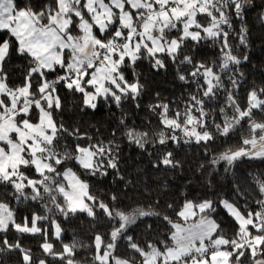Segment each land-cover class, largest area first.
Here are the masks:
<instances>
[{
	"label": "trees",
	"instance_id": "trees-1",
	"mask_svg": "<svg viewBox=\"0 0 264 264\" xmlns=\"http://www.w3.org/2000/svg\"><path fill=\"white\" fill-rule=\"evenodd\" d=\"M48 2L49 0H32L37 8ZM218 8L224 15H216ZM207 13L212 17L211 20L205 16L196 17V20L199 25L206 26L204 30L218 27L213 29L215 32L210 35L211 40L205 41L193 52L190 43L182 45L176 38L179 44L172 56L179 72L163 55L160 59L166 67L159 71L154 70L148 60L137 62L135 72L143 85L137 101L134 102L130 97L122 98L120 108H117L109 100L108 104L111 106L98 107L95 112L81 111V96L60 90L64 107L60 112L53 110L50 115L53 122H63L68 131L59 132L54 123L55 135L51 141L42 144L40 157L47 161L46 154L51 156L53 151L60 153L64 163L57 171L63 173L65 169H72L86 183L91 196V200L87 199V202L94 213V219L85 210L76 211L75 215L69 214L65 219L58 210L57 205L63 206L65 211L69 208L67 198L57 190V186L64 182L63 175L54 177L49 171L48 178L44 180L49 192L55 197L54 200L49 198L47 192H42L41 198L36 202L29 200L17 204L9 196L10 189L0 186V200L5 201L3 205L7 209L9 206L13 209V218L20 226L16 231L8 226L6 240L0 237V264H23L22 253L15 250L17 240L27 253L29 264H96L97 249L94 243L97 244L98 240L94 241V237L99 235L102 238L100 242H109L110 232L116 230L120 223L116 213L139 217V213L147 212L153 215L137 218L135 224L127 226V231L122 232L116 240L114 250L117 260L142 264L148 253H166L160 248L162 243L169 245L167 252L174 247L175 242L169 239V234H175V230L169 225L185 223L183 218L177 217V212L182 213L188 204L196 205L208 200L215 202L220 197H227L230 201L228 203L239 209L241 214L244 209L240 206L244 204L253 211L256 210L254 201L260 199V193L251 179L256 177L260 183H264V161L241 157L238 161L234 160L233 166H228L227 161L215 165L211 161L219 160L221 154L231 156L244 151L264 155V112H251L250 122L239 117L249 108V90L258 97L259 91L264 89V0H254L253 6L243 13L247 28V49L241 47L231 34V29H234L236 35H240V22L232 18L227 0L214 2ZM226 20L230 21L231 29L225 45L222 43V34L226 30ZM169 34L178 37L181 33ZM6 38V35L0 36V40ZM189 56V62L181 63ZM245 56L247 63H235V60H242ZM197 62H201L202 67L196 68ZM22 67L23 62L16 57L5 65L10 86H20L24 75ZM206 69L218 74L211 90L205 85L203 78V71ZM193 71L196 72L195 78L189 75ZM125 76L132 81L133 70L126 68ZM180 76H184L188 82H183ZM202 92H209L210 95L205 97ZM157 104L160 107H155ZM150 105L153 106L151 110ZM198 115L205 116L206 124L202 129L214 137L207 145L185 140L182 128L177 127V124L183 125L190 116ZM121 118L124 123L120 122ZM18 119L16 116L15 121L18 122ZM164 119L166 122H175V127L167 126ZM237 120L240 121L239 124L236 123ZM225 121L232 127L227 137H221L217 135L214 125H221L222 128L226 126ZM250 124L252 127L259 126L258 130L251 131ZM73 129H78L91 139L73 140L69 134ZM57 135L62 138L54 149L50 148L49 145ZM244 140L249 141V144L244 145ZM77 143L81 145L79 153L75 151ZM253 143L256 146L255 152L252 150ZM83 150H89L92 154L93 163L90 168L82 169L74 162L73 158L82 155ZM110 158L118 171L109 167ZM162 161L166 164L162 165ZM48 164L50 168L53 167ZM226 167L228 171H225ZM96 168L107 172V175L88 174V171ZM21 171L34 180L40 179L31 168H21ZM234 185L237 186L236 189ZM112 196H115V200L111 199ZM101 203L111 210V220L100 210ZM33 213L37 217L35 226L31 222L23 225L24 217L28 216L30 220ZM242 215L245 217V214ZM208 216L217 224L214 237L227 240L230 252L236 241H243L245 233L241 225L239 224L238 231L237 224L224 209L218 208L214 216ZM249 226L250 224L247 230L251 237H264V230L256 233L250 231ZM257 226L264 228V211L261 212ZM125 236L132 237L139 251L130 248ZM149 242L152 245L151 251L147 247ZM249 244L246 241L241 250L229 254L230 264H252L249 252L257 257L256 260L260 259ZM52 254L63 256L64 259L54 260Z\"/></svg>",
	"mask_w": 264,
	"mask_h": 264
},
{
	"label": "snow or ice",
	"instance_id": "snow-or-ice-1",
	"mask_svg": "<svg viewBox=\"0 0 264 264\" xmlns=\"http://www.w3.org/2000/svg\"><path fill=\"white\" fill-rule=\"evenodd\" d=\"M254 0H241L240 3L237 0H227L230 5V13L232 18H235L240 22V35H236L235 30L231 29L230 21L225 22V31L222 34V43L227 44V38L229 36V29L231 34L237 40V43L248 48L246 35V20L243 18V13L253 6ZM148 3L152 5L153 11H158L160 5L158 0H148ZM119 6L117 0H49L48 3L42 4L37 8L32 0H0V36H7L6 39L0 40V113H5L8 110L15 108V115L18 119V127H22L23 124L28 121L34 124H39L41 112L46 111L49 114L53 112H60L64 107L60 95V90L63 89L66 92L72 94H79L82 98L81 111L91 110L95 112L98 107L111 106L108 101L111 100V104L120 108L122 98L130 97L134 102L141 96L143 91V85L139 81V77L135 72V65L140 60H148L154 70L159 71L164 69L166 65L160 59V56H166L170 60L174 67H176L175 58L171 53L164 51L163 53H153L152 39L145 40L143 34L144 22L148 19V9L141 7L136 8L132 5L131 0H120ZM169 5L175 6V0H168L165 5V11H168ZM111 12L112 15L108 13ZM127 13L131 16L133 24L132 26H126L123 23L122 13ZM239 13V14H238ZM99 15L103 19V24L96 21V16ZM197 17L205 16L209 20L212 19L207 12H199L196 14ZM217 16H222V11L216 12ZM75 18V19H74ZM84 25L88 26L91 32V40L88 39ZM133 27L136 28V35L133 39ZM206 26H200L199 22L191 26L189 31H197L200 33V37L196 38L193 36H184L182 27L165 26L163 28L164 37H161V43L165 42V37L168 32H180L181 34L177 39L183 45L184 43H190L192 45V51L195 52L205 41L211 40L212 37L205 35L204 28ZM154 36H160V28L154 27L152 29ZM99 33V35L97 34ZM172 41H168L171 43ZM115 44L117 47L109 49L107 45ZM131 45L135 50L137 45H143L139 48L135 57L131 54H124V45ZM13 57L19 58L23 62L21 71L23 72V79L20 86H10L8 83V73L5 71V65ZM235 59V58H234ZM191 60V57H185L181 63H186ZM111 61L115 65V70L109 75L104 73L103 77L98 79V73H100L102 67H107L108 62ZM236 64L247 63V56L242 60H235ZM196 68L202 67L201 62H197ZM129 68L133 70V80L129 81L125 76V69ZM176 71L179 72V68L176 67ZM190 76L195 78L196 72L189 73ZM240 75H243L242 73ZM49 77H54L50 79ZM180 79L187 83V79L184 76H180ZM193 82L195 80L193 79ZM234 83V82H233ZM205 85L207 82L205 81ZM103 88L105 91H100ZM21 90H26L27 95H20ZM239 85H237V91ZM251 93L249 90V108L241 113V118L245 121H251V112H264V89L259 91L258 99L259 104L256 107L251 106ZM203 96L208 97L209 92H202ZM13 95L16 96L17 103L13 104ZM158 95V94H157ZM91 96L94 103H89L88 97ZM194 99V98H191ZM227 100V98H226ZM51 101V102H50ZM136 107H139L138 103H135ZM150 110L152 105L149 106ZM155 107H160L159 104ZM25 108L27 110L25 111ZM237 110L239 108L237 106ZM164 111H167V105L164 107ZM34 117V119H33ZM121 123H124V119L121 118ZM239 120L236 121L239 124ZM56 128L59 132L63 133L68 131L65 129L63 122L55 121ZM221 128V125H214L217 129V135L221 137H227L229 129L232 125H227ZM205 127V125H201ZM259 127V126H258ZM258 127H252L250 129L253 132L258 130ZM47 134L52 135V129H47ZM73 140L91 139L86 137L83 133H80L78 129H73L69 132ZM115 135V133H113ZM130 135V134H129ZM62 137L57 135L52 143L49 145L50 148H55V145ZM214 137L211 134H206L203 138H197L196 143L201 142L206 145L213 141ZM163 142V141H162ZM4 141H0L3 144ZM244 145H248L249 141H242ZM99 147V144H97ZM255 144L252 145V150L255 152ZM81 145L76 144L75 151L80 152ZM25 154L31 156L30 149H25ZM169 157L171 154H168ZM243 158L258 159L264 161V155L250 154L248 151L233 153L231 156L221 154L219 160H212L213 165L227 161L228 166L234 165V160ZM74 162L83 169L79 156H75ZM46 160L48 163L53 165L49 170L45 169L44 172H40L34 164L24 163L21 168H31L39 180H34L26 172L15 170L16 174L13 173V169L9 168L8 176L0 177V186H7L10 189L9 196L14 203H20L21 201H33L36 202L41 198L42 192H47L50 199H55L49 192L48 186L44 183V180L48 178V172L51 171L54 177L64 175L66 176L71 169H65L63 173L57 171V168L64 163L60 153L53 151L51 156L46 154ZM166 162L162 161V165ZM159 167L161 165H153ZM109 167L116 169V164L109 159ZM87 171V170H86ZM228 171V168H225ZM89 175H107V172L100 171L96 168L94 171H88ZM235 179V177H233ZM251 182L257 186L260 193V199L254 201L256 210L253 211L247 204L241 205L244 209L245 218L250 219V231L259 233L261 229L256 227L257 222L261 217V212L264 211V183H260L256 177H252ZM19 184L23 185L22 190L18 187ZM211 187V185H209ZM70 187V186H69ZM237 186L234 185V189ZM57 190L60 189L57 186ZM63 196V192L61 191ZM66 199V197H65ZM91 200V196L88 197ZM115 200V196L111 197ZM230 202L227 197H220L217 201L211 200L201 201L196 204L197 210L200 209L201 204L206 203L207 208L204 209L206 215L214 214L218 208L225 210L226 214L233 219L237 224V230L239 231V221L228 211L226 203ZM5 203L4 200H0V206ZM43 206V205H42ZM58 210L67 219L68 215H75L76 211H82L83 209L73 210L68 208L67 211L64 207L57 205ZM100 210L105 212L107 219L111 220L112 216L109 214L110 209L107 205L101 203L99 205ZM239 210V209H238ZM8 211L12 212L13 217L15 215L13 209L9 206ZM87 215L94 219V213L91 210L87 211ZM152 213L141 212L139 217L137 216H126L122 213L117 212L116 218L120 221L119 227L116 230L110 232L109 242L101 244H95L96 247V264H117V258L114 255L116 247L117 233L126 232L127 227L137 222V218L143 219L144 217L152 216ZM177 217L181 218V213L177 212ZM194 219V218H193ZM37 221L36 214L33 213L30 220L28 216L23 219V225H28L29 222L35 226ZM167 222V221H166ZM9 227L16 231L19 225L16 224L13 218L9 222ZM115 227V226H114ZM170 228L175 230V225H169ZM151 227L149 226V231ZM39 231V229H37ZM189 234L198 237L199 228L193 227L187 230ZM7 228L0 229V237H4L6 240ZM33 235L35 233H32ZM46 238V231H45ZM129 244L130 248L134 251H139L138 246L133 242L131 236L124 237ZM169 239L172 241L176 240L174 234H169ZM95 240L102 241V238L97 235L94 237ZM229 242H225L222 247H227ZM67 248V246H65ZM148 249L152 250V245L149 242L147 245ZM169 245L162 243L160 248L164 252H167ZM44 248V245H41ZM15 250L22 253L21 260L23 264H29L26 259L27 253L23 247L16 242ZM111 250V251H110ZM67 255V253H65ZM190 255V254H189ZM249 258L253 260V264H256V256H253L251 252L248 253ZM103 257L104 259H101ZM258 257L261 261H264V246H260ZM237 258H240L239 256ZM52 259L63 260V256L52 254ZM210 259V256H209ZM158 264H179V259L166 260L162 253L158 258Z\"/></svg>",
	"mask_w": 264,
	"mask_h": 264
},
{
	"label": "rangeland",
	"instance_id": "rangeland-1",
	"mask_svg": "<svg viewBox=\"0 0 264 264\" xmlns=\"http://www.w3.org/2000/svg\"><path fill=\"white\" fill-rule=\"evenodd\" d=\"M222 2V0H175V6L169 5L168 11H165V5L168 3V0H158L160 8L158 11H153L152 5L148 3V0H131V3L136 8L144 7L148 9L147 17L148 19L144 22L143 34L145 40L149 38L152 39V48L153 53H163L167 51L173 54L178 47V40L176 35L167 33L165 37V42L161 43V37H164L163 28L165 26H175L182 27L184 36H193L198 37L200 33L197 31H189L192 25L197 24V13L199 12H208L210 6L214 2ZM107 2V0H106ZM238 3L241 0H237ZM119 6L120 0H117ZM219 7V6H218ZM219 11V8H218ZM112 15L111 12L108 13ZM123 23L126 26H132L133 21L131 16L126 12L122 13ZM96 21L103 24V19L101 16H96ZM201 26V25H200ZM88 39L91 40V32L88 29L87 25H84ZM154 27L160 28V36H154L152 29ZM217 26L213 28H207L204 32L210 36L215 32L213 29H217ZM133 39L136 35V28L133 27ZM168 41H172L168 43ZM143 45H137L135 50L131 45H124L125 53L131 54L135 57L136 53L139 51V48ZM109 49H114L117 47L115 44L107 45ZM115 70V65L109 61L107 67H102L100 73H98V79L103 77L104 73L109 75ZM204 81L207 82V87L209 90L215 85V81L218 78V74L210 69L203 71ZM7 90V89H0ZM100 91H105L103 88ZM20 95H27L26 90L21 91ZM92 97H89V103H93ZM16 96H13V104L17 103ZM51 102V101H50ZM259 104V99L255 92L251 96V106L254 108ZM27 108H25V111ZM15 108L8 110L5 113H0V141H4L3 144H0V177L8 176V169H13L12 174H16L15 170L19 169L21 171V165L24 163L34 164L40 172H44L46 168L49 170L50 165L47 161L43 160L40 157V153L43 150V143L51 141L55 135V124L51 115L46 112H41V119L39 124H32L30 122H25L22 127H18V122L15 121ZM251 115V113H250ZM241 118V114L239 116ZM242 119V118H241ZM164 122L167 126L175 127L176 123ZM206 124V118L203 115L190 116L183 125H178L177 127L182 128V135L185 140L189 142H195L196 139L205 137L206 134H209L207 131H204L201 125ZM47 129H52V135L47 134ZM30 149L31 156L25 154V149ZM84 153L79 156V159L84 167H92L93 158L89 150H83ZM64 176V175H63ZM70 186V187H69ZM18 187L23 188L22 184H19ZM60 192H63V195L69 201V208L73 210L83 209L85 211L90 210V205L87 202L89 197L88 188L85 182H83L76 173L71 169L70 172L64 176V182L58 186ZM228 211L239 221L245 237L242 238L243 241H236L231 246L230 249L227 247H222L225 245L227 240L223 238L214 237V234L217 229V224L215 221L210 218L208 215L204 214V209L207 208V204L200 206V209L197 210L196 205L188 204L187 207L182 211L181 216L184 219L185 223H179L175 225V236L176 240L175 245L168 252L163 253L166 260L179 259V264H230L228 258L229 254L241 250L244 246L243 244L247 241L250 243L251 250L256 254L260 251V246H264V237L263 236H254L251 237L250 232L247 230V226L251 224V220H247L234 206L229 203H226ZM194 218V219H193ZM13 219L12 212H9L7 207L4 205L0 206V229L8 228L9 222ZM127 227V226H126ZM193 227H198V237L189 234L188 229ZM259 229L264 230L262 226H257ZM122 232L117 233V239H119ZM228 242V241H227ZM101 244L100 240L97 241V245ZM206 249V254H202V249ZM209 252V253H208ZM162 253L151 252L145 255L142 264H158V258ZM190 254V255H189ZM210 256V259H209ZM101 259H104L101 257ZM117 264H132L128 261H119Z\"/></svg>",
	"mask_w": 264,
	"mask_h": 264
},
{
	"label": "water",
	"instance_id": "water-1",
	"mask_svg": "<svg viewBox=\"0 0 264 264\" xmlns=\"http://www.w3.org/2000/svg\"><path fill=\"white\" fill-rule=\"evenodd\" d=\"M256 264H264V261H261L260 259H258V260H256Z\"/></svg>",
	"mask_w": 264,
	"mask_h": 264
},
{
	"label": "built area",
	"instance_id": "built-area-1",
	"mask_svg": "<svg viewBox=\"0 0 264 264\" xmlns=\"http://www.w3.org/2000/svg\"><path fill=\"white\" fill-rule=\"evenodd\" d=\"M202 254H203V255H206V250H203Z\"/></svg>",
	"mask_w": 264,
	"mask_h": 264
},
{
	"label": "crops",
	"instance_id": "crops-1",
	"mask_svg": "<svg viewBox=\"0 0 264 264\" xmlns=\"http://www.w3.org/2000/svg\"><path fill=\"white\" fill-rule=\"evenodd\" d=\"M203 250H206V249H205V248H203V249H202V252H203ZM208 253H209V252H208ZM206 255H207V254H206Z\"/></svg>",
	"mask_w": 264,
	"mask_h": 264
}]
</instances>
